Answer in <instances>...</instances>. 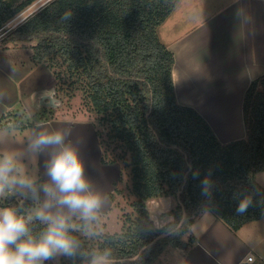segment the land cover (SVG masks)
<instances>
[{
  "label": "trees",
  "instance_id": "16d2710c",
  "mask_svg": "<svg viewBox=\"0 0 264 264\" xmlns=\"http://www.w3.org/2000/svg\"><path fill=\"white\" fill-rule=\"evenodd\" d=\"M14 1L0 0V28L41 0ZM176 2L47 0L1 36L0 45L32 47L33 60L51 71L55 93L66 103L80 95L97 124L100 161L120 166L107 194L113 211L121 214L115 216V228L107 223L98 228V211L87 222L70 217L68 234L77 247L71 256L61 254L59 264H89L93 254L103 253L125 259L110 264H152L167 243L178 244L205 209L234 231L264 217V187L254 179L264 171V73L250 81L243 95L245 137L221 142L205 118L175 96L174 56L157 28ZM161 196L173 198V220L157 229L145 201ZM245 201L246 210L237 212ZM5 204L22 216L29 207L12 195ZM183 210L186 217L178 230L128 260L157 235L173 230ZM28 226L37 238L47 228L37 219ZM52 258L43 264H57Z\"/></svg>",
  "mask_w": 264,
  "mask_h": 264
},
{
  "label": "crops",
  "instance_id": "0c3cea01",
  "mask_svg": "<svg viewBox=\"0 0 264 264\" xmlns=\"http://www.w3.org/2000/svg\"><path fill=\"white\" fill-rule=\"evenodd\" d=\"M158 27L160 41L174 56L172 79L178 103L196 109L221 142L245 137L243 95L250 81L264 73V0H177ZM32 54L29 44L0 45V130L33 128L38 134L45 124L51 125L53 132L82 133L88 152L79 156L84 176L89 191L100 199L96 211L105 213L111 208L107 194L118 179L120 166L100 161L93 126L86 129L80 125V130L79 125L67 126L51 117L29 121L30 125L10 126L15 114L14 118L22 117V123L32 114L45 116L40 98L55 89L51 71L44 63H35ZM4 113L7 115L1 120ZM68 140L64 137V144L71 146L73 140ZM54 150L47 147L40 151V184L35 192L23 194L30 203L25 217L34 215L46 200L42 187L51 183L47 166ZM21 190L6 189L5 193L14 197ZM14 199L21 203L17 196ZM159 201L164 207L169 205L165 198ZM0 208H8L5 199H0ZM51 211L79 217L58 205ZM163 214H154L157 229L173 220L172 214ZM249 256L251 261L247 260ZM152 264H264V217L234 231L211 211L202 210L178 244L167 243Z\"/></svg>",
  "mask_w": 264,
  "mask_h": 264
},
{
  "label": "clouds",
  "instance_id": "9594fccd",
  "mask_svg": "<svg viewBox=\"0 0 264 264\" xmlns=\"http://www.w3.org/2000/svg\"><path fill=\"white\" fill-rule=\"evenodd\" d=\"M53 147L47 166V175L51 183L42 190L46 200L34 215H18L14 208H0V264H43L56 254L73 255L77 247L76 240L68 234L71 225L69 217L53 213L54 206L67 208L73 215L84 221L95 218L100 199L89 191L84 176L83 165L77 151L64 144V134L41 131L30 144L33 151ZM19 171L11 155L0 157V195L15 186L35 192L34 182ZM247 201L242 202L237 212H244ZM37 219L47 224L46 230L37 238L29 229V223ZM251 259V257H249ZM91 264H110L108 253L93 254Z\"/></svg>",
  "mask_w": 264,
  "mask_h": 264
},
{
  "label": "rangeland",
  "instance_id": "374dc122",
  "mask_svg": "<svg viewBox=\"0 0 264 264\" xmlns=\"http://www.w3.org/2000/svg\"><path fill=\"white\" fill-rule=\"evenodd\" d=\"M20 1L21 0H15L14 3L17 4ZM38 2L40 3L42 2L40 4L42 5L44 2H46V0H41ZM38 2H35L29 5L27 8L22 10L17 15V17H15L12 21L5 23L4 25L5 27L3 26L4 28H0V32L2 31L4 32L6 29L8 30L13 29L16 26V24L21 22L27 15H29L31 12L35 11L38 8L36 7L37 6L36 3ZM158 35H161V34L159 33ZM0 40H1V37H0ZM52 96L54 98V105L53 106L45 105L44 106L45 109L43 110L44 112L43 114H46L45 116L47 118L51 117V119L65 122L67 126H71V127L72 126L77 127V125H79L77 129H80V130H81L80 125L85 126L86 129H89L93 126V128L95 129V125L97 124L93 123L94 116L92 117V115L88 113L85 108L82 107L80 95H75L68 103L65 102L64 97L61 94L57 95L55 93V90ZM48 101L49 99H45V102H48ZM14 117L11 119L10 126H19L22 124L30 125L31 122L29 121H32V123L33 122L36 123V121L39 119L38 114L37 115L32 114L27 117L29 120H24L25 122L22 123L23 120H19L22 118L21 116L19 117V119L14 118ZM43 125L44 126H43L42 131H47V132L52 131L53 132V127L51 125H45V124ZM58 131L63 133L64 137L68 139L70 138V140H73V144L71 145V147H73L77 151L79 156L84 152L88 153L86 151V148L84 147V144L86 145V143L84 141V136L82 135V133L78 134L75 132L76 130H74L73 133L70 132L69 130L66 133L62 132L61 130H58ZM35 136H36V133H35V130H33V128H2L0 130V157H3L4 155L13 156L15 159L17 168L19 169V171L16 174L23 175L25 177L30 178L34 182V188H36L35 190H37V186L38 184H40V179L38 178V174H39L38 167H39V163L41 160V156H40V151L36 152L30 148V144L32 140L35 138ZM70 140L68 141L70 142ZM254 179L261 186L264 185V171L256 172ZM13 188L17 189L20 187L15 186ZM30 191L32 190L22 189L20 191L21 193L17 195L16 194H13V195L14 197L17 196L20 199L21 203L26 202L30 206L29 200L27 198H24L23 196V194L25 195L26 193H29ZM6 195L7 194L4 192L3 195H0V199H5ZM162 198L167 199L169 203L168 206L164 207V204L159 201V199H162ZM127 203L128 201L125 204ZM173 205H174V201H173V198L170 196L154 197V198H149L148 200L145 201V208L147 209L149 217L151 218V220H153L152 223L153 222L155 223V220H156L155 218H153L154 214H160V212H163L164 213L163 215H165L166 212L169 213ZM127 208L128 206L125 205L124 209L128 210L129 208L128 209ZM101 215L102 216L100 217L99 221L96 223V226L98 228H101L102 224L107 223L109 228L114 229L115 228L114 225L115 223H117L115 216L117 215V217L118 216L120 217L121 214L120 212H114L113 209L110 208L109 211L105 213H101ZM154 223H153V226H154ZM77 231H79L80 235H84L85 233L79 228H77ZM60 256L61 254L59 253L54 255V257L52 258V261L59 264L58 258Z\"/></svg>",
  "mask_w": 264,
  "mask_h": 264
},
{
  "label": "water",
  "instance_id": "95a60500",
  "mask_svg": "<svg viewBox=\"0 0 264 264\" xmlns=\"http://www.w3.org/2000/svg\"><path fill=\"white\" fill-rule=\"evenodd\" d=\"M53 94H54V92H52V94L42 96V97L40 98V104H41L42 106H45V105H46V106H49V105H50V106H53V105H54V98H53V96H52ZM45 99H49V101H48V102H45ZM185 217H186V213H185V211L183 210V213H182L181 219L179 220L177 226H176L173 230L169 231L168 233H162V234L157 235V236H156L152 241H150L147 245L141 247L140 250H139V252L137 253V255H135L134 257L128 258V260L136 259V258L139 256V254H140V253H141V252H142L147 246L152 245L156 240H158V239H160V238H165V237H167L168 235H170L171 233H173V232H175L176 230H178V229L181 227V225L183 224V222H184V220H185ZM192 217H194V216H192ZM109 261H110V262H123V261H125V259H118V260L109 259ZM89 264H91V262H90Z\"/></svg>",
  "mask_w": 264,
  "mask_h": 264
},
{
  "label": "built area",
  "instance_id": "2783aa9c",
  "mask_svg": "<svg viewBox=\"0 0 264 264\" xmlns=\"http://www.w3.org/2000/svg\"><path fill=\"white\" fill-rule=\"evenodd\" d=\"M46 1H47V0H46ZM4 27H5V26H4ZM4 27H2V28H4ZM6 30H8V29H6ZM6 30H5L4 32H3V31L0 32V37L3 36V35L7 32ZM249 257H251V256H249ZM249 257L247 258V260H248V261H251V260H252V257H251V259H249Z\"/></svg>",
  "mask_w": 264,
  "mask_h": 264
}]
</instances>
